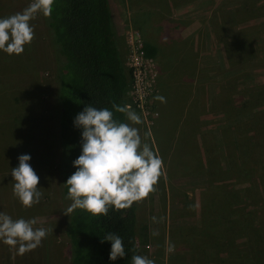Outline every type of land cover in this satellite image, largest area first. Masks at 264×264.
<instances>
[{"label":"rangeland","instance_id":"rangeland-1","mask_svg":"<svg viewBox=\"0 0 264 264\" xmlns=\"http://www.w3.org/2000/svg\"><path fill=\"white\" fill-rule=\"evenodd\" d=\"M124 1L110 0L122 60L131 75L127 106L141 116L143 123L134 126L163 165L155 191L136 203L141 256L155 264H264V0L205 2L206 8L211 2V19L205 23L210 42L201 45L224 49L212 48L203 59L205 69L190 82L196 89L191 102L172 96L176 116L170 119L164 116V102L155 99L162 66L152 57L142 75L135 72L131 42L145 48L147 43L123 10ZM30 3L0 0V18ZM32 26L35 38L21 55L0 52V212L13 219L35 218L36 227L48 232L40 247L23 255L0 243V264H70L54 51L41 15ZM229 38L250 41L247 46L234 42L240 59L233 56ZM206 72L210 78L202 77ZM22 154L31 156L42 192L40 203L29 209L12 189L11 171ZM257 227L263 241L251 249L249 238Z\"/></svg>","mask_w":264,"mask_h":264},{"label":"clouds","instance_id":"clouds-1","mask_svg":"<svg viewBox=\"0 0 264 264\" xmlns=\"http://www.w3.org/2000/svg\"><path fill=\"white\" fill-rule=\"evenodd\" d=\"M53 0H31L22 11L0 18V52L19 56L35 38L32 21L38 16H49ZM155 99L166 102L163 96ZM115 113L123 114L127 122L118 120L114 111L87 105L77 115L74 126L82 130V154L74 161L77 169L64 184L66 199L71 201L65 216L82 210L94 218L107 216L110 209L117 212L130 209L147 199L156 189L162 175V160L134 125L143 123L141 116L127 105L112 103ZM19 166L12 169L13 195L25 209L40 203L42 192L39 176L31 167V156L18 157ZM37 219H13L0 212V243L23 255L40 247L48 229L36 227ZM110 242V260L126 256L123 239L108 233L102 240ZM132 264H155L146 256L133 255Z\"/></svg>","mask_w":264,"mask_h":264},{"label":"trees","instance_id":"trees-1","mask_svg":"<svg viewBox=\"0 0 264 264\" xmlns=\"http://www.w3.org/2000/svg\"><path fill=\"white\" fill-rule=\"evenodd\" d=\"M41 17L52 43L56 66L58 127L62 149L59 166L64 212L71 203L66 199L67 188L64 184L77 170L73 164L82 154V130L74 126V120L90 104L109 110H113V102L127 105L126 94L131 75L122 60L109 0H53L51 14ZM228 40L233 43V56L240 59L235 38ZM247 42L250 41L238 40L235 43L247 46ZM145 51L147 57L152 58L147 46ZM114 116L127 122L123 114L114 111ZM64 219L70 245V264H132V256L141 255L136 203L120 212L110 209L107 216L99 218L77 209L71 217L64 215ZM261 232L258 227L254 230L249 238V248L260 247L263 241ZM108 233H115L123 239L124 258L110 260L112 245L101 242ZM255 252L251 250L254 255Z\"/></svg>","mask_w":264,"mask_h":264},{"label":"crops","instance_id":"crops-1","mask_svg":"<svg viewBox=\"0 0 264 264\" xmlns=\"http://www.w3.org/2000/svg\"><path fill=\"white\" fill-rule=\"evenodd\" d=\"M205 2L207 0L124 1L123 10L127 8L129 20H133L135 26L142 31L152 57L158 61L159 66H162H160L162 77L158 96H163L166 99L163 106L167 108L166 111L168 113L165 111L164 116L169 117V119L176 116L175 113V115L173 114L174 110L171 111L174 109L172 96L178 97L176 98L177 101L191 102L195 98L196 89L194 87L195 84H190L195 83L198 77L196 71H198V74L203 68L205 69L206 64H204L203 59L212 52V48L213 51L224 49L221 44L219 46L215 45L212 48H206V46L201 45L203 41L206 43L210 42V36L207 35V32L210 34V29L208 26V31L206 32L205 23L206 21L210 22L211 19V14L208 12L211 2L207 8ZM109 5L114 16L110 0ZM200 6L202 8L199 10ZM196 10L198 11L195 12ZM195 23H199L200 28L196 27L198 28L196 29L193 26ZM188 36L189 42L187 44ZM204 74L202 77L210 78L208 72H206L207 75ZM163 106L161 105L162 110L164 109ZM186 112L188 113V109ZM195 113L196 109L190 115L194 117ZM201 116L206 118V114H202ZM185 132L188 133L189 131L185 130Z\"/></svg>","mask_w":264,"mask_h":264},{"label":"built area","instance_id":"built-area-1","mask_svg":"<svg viewBox=\"0 0 264 264\" xmlns=\"http://www.w3.org/2000/svg\"><path fill=\"white\" fill-rule=\"evenodd\" d=\"M131 44L133 45L132 64L135 68V72L139 71V77L140 75H142V71H146L149 57H147L145 47L143 45H139L136 47L134 41H132Z\"/></svg>","mask_w":264,"mask_h":264}]
</instances>
